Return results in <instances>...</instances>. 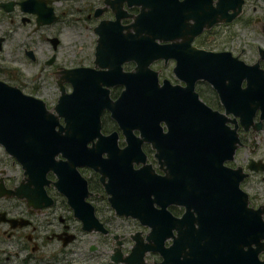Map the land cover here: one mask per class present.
Wrapping results in <instances>:
<instances>
[{
    "label": "flooded vegetation",
    "instance_id": "1",
    "mask_svg": "<svg viewBox=\"0 0 264 264\" xmlns=\"http://www.w3.org/2000/svg\"><path fill=\"white\" fill-rule=\"evenodd\" d=\"M23 1L0 0V87H14V93L39 99L44 109L56 114L58 96L72 90L68 68L104 70L107 66L100 62L113 64L107 78L130 81L118 114L108 103L118 98L124 84L105 85L88 75L86 81L77 80L86 94L78 104L101 105L87 118L80 116L79 122L87 127L97 119L99 134H113L116 147L126 151L115 152L106 144L110 136L88 137L86 145L104 141L106 151L89 165H75L85 181L83 190L72 177L59 178L68 187L58 189L57 176L47 170L43 196L30 191L26 197L18 195L22 167L0 142V264H86L79 261L89 259L93 264L165 263L164 252L153 249L139 258L129 257V263L112 258L116 240L119 256H127L132 236L146 242L150 227L136 217L117 214L111 202L158 208L171 181V191L164 194V200H171L165 208L179 218L195 187L210 186L212 159L220 160L223 172L218 178L223 182L224 220L236 221V213L227 210L237 205L235 185L243 192L246 207L258 210L264 220V0ZM147 12L155 17L154 26L146 23ZM115 15L118 20L109 24ZM67 25L77 30L76 62H67L61 51L60 34ZM20 27L25 31L17 37ZM82 30L89 31V39L83 38ZM13 32L14 49L5 55L4 44L11 43ZM256 34L261 35V43L254 41ZM86 46L85 61L88 52L81 50ZM116 63L122 72L134 71L137 64L139 70L121 73ZM243 65L252 71H243ZM146 69L154 72L156 80L153 107L144 105ZM99 85L106 88L107 100L95 88ZM45 96L53 100L47 102ZM57 122L64 125L63 116L58 115ZM53 156L66 158L59 151ZM73 202L89 205L104 231L82 229L72 212ZM114 218L133 220L135 229L126 233L112 229L109 221ZM175 227L163 245L176 234ZM90 231L96 237L110 236V252H77L81 235ZM126 235L132 243L122 251ZM95 247L89 244L88 249ZM250 247L257 248L258 243L251 242ZM213 253L205 255L203 264H264V244L258 252ZM183 254L188 253L179 252V258Z\"/></svg>",
    "mask_w": 264,
    "mask_h": 264
},
{
    "label": "water",
    "instance_id": "2",
    "mask_svg": "<svg viewBox=\"0 0 264 264\" xmlns=\"http://www.w3.org/2000/svg\"><path fill=\"white\" fill-rule=\"evenodd\" d=\"M26 1L24 0L23 3ZM154 18L147 12L146 23L154 26ZM214 19L215 16L211 15V22ZM117 20L118 15H115V19L109 21V24L116 23ZM100 63L107 66V69L94 70L90 67L77 66L66 70V78L70 82L72 90L58 96L54 105L56 114L44 109L43 103L39 99L19 92L14 93V87L6 86L3 89L0 87V142L5 150L18 160L22 167L24 177L18 184L19 196L25 194L27 197L30 191H36L35 193L43 196V183L46 182L44 174L47 170H52L57 176L55 185L58 189L68 187L65 182L58 181L62 177L75 178L78 188L84 189L85 181L76 171L75 165L91 164L100 151L105 150V142L101 141L96 145L91 144L89 146L85 144L84 140L86 138L100 135L98 120L96 119L93 124L90 123V126L84 127L86 125L79 122V117H86L95 106L101 104L87 101L80 107L78 100L86 98V94L81 91V86L77 85V80L80 78L86 81L88 75H90L98 80V83H104L105 85L114 82L123 83L124 89H122L118 98L112 103H108V105L115 108L114 112L116 114H118L117 108H120L119 106L123 104L125 94H127L126 83L130 82L125 78H107L105 74L110 73L113 64ZM114 67L121 73H132L139 70V64L135 67L137 69L130 72L118 70L120 67L117 63L114 64ZM142 68L144 69V67ZM243 71L251 72L252 67L243 65ZM262 71L264 72V69ZM146 74V85L143 87L146 96L144 105L153 107L155 104L156 80L153 71L146 69ZM95 88L101 90L106 98L107 90L105 87L99 85ZM214 113L215 111H211L212 116ZM58 115L63 116L64 125L57 122ZM55 125H57L56 129L54 128ZM100 136L111 137V141L106 144H109L115 152L123 153L126 151L125 148L118 149L116 147L113 134ZM79 137L82 138V142H77L80 141ZM58 151L66 158L63 160L55 159L53 155ZM219 162L220 160H211L210 186L205 188L201 183L195 187L193 197L189 199L188 203H185V210L179 218H174L165 208V204L171 200V198L164 200V194L171 191V181H168L167 186L163 189V198L159 202L158 208H154L152 205L147 208H129L125 204L111 202L117 214L136 217L140 222L146 223L150 227L145 237L146 242H143L136 235L132 236L134 242L129 250L131 253L127 256H119L118 252L121 251L118 246L119 241L116 240V245L112 251L116 254L112 255V258L116 257L114 258L116 261L129 263V257L137 256L139 258L145 250L153 249L157 252H164L163 258L168 260L165 263L160 261L154 264H203V258L211 252L215 253L212 256H219V252H258L264 244V239L262 240L264 238V220L260 218L258 210L246 207L245 198L241 195L243 192L237 188V185L233 187L234 195L238 200L237 205L227 207V210L236 213V221L224 220L223 182L221 184L218 178L219 174L222 175L223 172ZM195 179H198V177ZM145 193L148 194V192ZM73 203L72 212L81 220L82 229L100 228L104 231L101 223L92 214L89 205ZM175 224L181 228L175 227ZM173 227L176 229V234L172 236L167 245H163V239L169 235L171 236ZM149 240L154 241V245H151ZM251 242L258 243V247L251 248ZM244 245L246 249H243ZM179 252H187L188 254H183V257L179 258ZM141 264L144 263L141 262ZM240 264L242 263L240 262Z\"/></svg>",
    "mask_w": 264,
    "mask_h": 264
},
{
    "label": "rangeland",
    "instance_id": "3",
    "mask_svg": "<svg viewBox=\"0 0 264 264\" xmlns=\"http://www.w3.org/2000/svg\"><path fill=\"white\" fill-rule=\"evenodd\" d=\"M73 3H75V1L73 0ZM82 3V2H80ZM25 31V27H20L18 29V32L16 34L17 37H20L22 35V33ZM84 33L83 38L89 39V31H85L82 30ZM257 32V31H256ZM256 38L254 39V41H256L257 43H261V35L256 34ZM61 37V51L63 56L66 57V61H72V62H76L77 61V55H78V43L77 41V30H74V28H71L69 25H67L65 28H63L62 33L60 34ZM80 40V38H79ZM14 49V32L12 34V41L11 43H9V41H6L4 44V53L5 55H10L11 51ZM82 52H88L87 58L85 59V61L88 59L89 57V49L88 46L85 47V49L83 48L81 50ZM47 102H51L53 100V96L51 97H43ZM1 150V149H0ZM1 153V151H0ZM15 168V163H14V167L13 170ZM14 173L16 175H18V177L21 175L20 171L14 170ZM110 226L112 227V229L116 230V227H118L117 231L118 232H128L133 231L134 227V221L129 219V220H125L123 218H114L112 222H110ZM94 232L90 231V232H84V234L81 235V240L78 242V248H77V252H110L111 250V244L113 245V240L110 238L109 235H106L105 237H96L95 234H93ZM131 240H129L128 236L126 235V238L123 239V243L121 246V250L122 251H127L128 248L131 245ZM89 244H93L94 246H96L93 250L88 249ZM56 248V245L54 244L53 247L51 248L52 250ZM76 249V248H74ZM81 263H86V264H93V260L89 259L88 261L85 260H81L79 261Z\"/></svg>",
    "mask_w": 264,
    "mask_h": 264
}]
</instances>
